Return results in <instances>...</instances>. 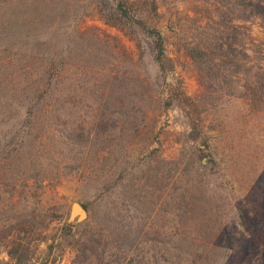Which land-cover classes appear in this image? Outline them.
<instances>
[{
  "label": "rangeland",
  "instance_id": "1",
  "mask_svg": "<svg viewBox=\"0 0 264 264\" xmlns=\"http://www.w3.org/2000/svg\"><path fill=\"white\" fill-rule=\"evenodd\" d=\"M141 19L163 37L162 69ZM220 42L234 48L242 84L264 74V0H0V162L8 170L0 214L34 220L35 230L51 219L48 240L67 225L72 202L104 196L74 231L67 226L82 236L92 214L98 222L103 206L116 208L122 264H257L235 211L255 214L249 195L264 178V107L221 88L236 67L202 70L187 53ZM50 75L51 96L26 125L28 95ZM174 85L198 111L175 99L166 107ZM17 151L23 165L11 171L44 178L12 191ZM68 242L48 257L49 241L39 243L35 260L72 264Z\"/></svg>",
  "mask_w": 264,
  "mask_h": 264
},
{
  "label": "trees",
  "instance_id": "2",
  "mask_svg": "<svg viewBox=\"0 0 264 264\" xmlns=\"http://www.w3.org/2000/svg\"><path fill=\"white\" fill-rule=\"evenodd\" d=\"M146 6V11L153 15H157V8L153 2H144ZM125 15V12H122ZM140 31L146 33L151 38V52L153 54V59L155 63L159 66L160 69L164 65V42L163 37L160 32L147 24V21L144 19L137 20L135 22ZM135 45L138 49H142L140 42H135ZM188 55L201 66L202 70L205 69V66L210 70V64L215 63L219 69H224L229 66L236 67L234 70L237 76H231L230 78L222 77L221 78V88L227 89L230 91L227 93L229 96H232L236 99L245 100L247 103L252 102L251 105L255 103L258 106L264 107V74L258 75L255 74L251 77L250 81L242 84V78L239 77V59L234 53V48H232L229 43H222L214 45L209 50H204L203 48L196 46L192 48H187ZM54 76L50 75L47 77L44 87L42 89H33L32 96L28 95V101L30 100V105L27 107V112L25 116L26 125H30L34 117V105H39L43 102L42 100L51 96L52 86L55 83ZM169 100L166 102V107H169L172 103V100H176L181 107L191 108L192 111H198V105L196 101L187 96L184 92H181L177 86L171 87L169 90ZM224 94L223 96H227ZM33 103V104H32ZM248 105V104H247ZM262 112V111H260ZM195 129V125H193ZM24 135H21L19 139V149L23 147L24 144ZM10 160V181L13 184L12 191L16 187L23 185V187H28V182L31 180L42 181L43 176L40 177L39 174H34L30 178L25 179L24 172L14 173L11 171V166L14 164H21L22 157L17 151ZM19 165V168L20 166ZM2 163L0 162V174L2 171L6 170ZM16 168L15 166L12 167ZM20 169H23L22 166ZM18 177V178H17ZM252 181V180H251ZM17 183H22L18 185ZM253 187L250 192V199L252 201V207L254 208V216L251 218L248 215H245L247 210L243 209L240 211L236 209L235 216H238L245 221L242 224V227L246 229L249 245V253L246 252V255L249 259L255 260L257 264H264V205L261 207L260 201L264 199V178L260 179L253 183ZM9 192V191H6ZM104 197V196H103ZM103 197L94 199L90 201L89 204H82L84 208L89 212H93V206L98 201L103 200ZM11 200L15 202L17 200L15 194L12 195ZM102 218L97 222L98 219L95 216H91L84 225L89 227L88 232L84 233L82 236L78 237V231L74 234L71 233L69 226L64 225L60 228L58 236H53L47 240V230L49 227L51 219H48L46 224H41L42 228L35 230L34 220H26L22 216L16 217L14 221H10V218L4 216V213L0 214V247H3V251L7 256V260L3 264H53V260H42L36 261L35 255L37 247L41 242H48L47 244V257L50 256L56 248H62L64 241H69L68 245L74 249V258L72 264H122L127 256L126 250L123 249V245L120 244V232L122 230V225H120V214L116 211V208H106L103 206ZM96 226V228H95ZM111 229L117 231L116 234H113ZM36 232V238L31 240V237ZM120 233V234H119ZM111 235L114 236L113 240H110ZM77 237V238H76ZM232 235L222 236L221 239H225L227 247L225 249L224 257L228 259L231 258V248L230 244L233 243ZM71 240V241H70ZM115 250L110 254V249ZM128 251V250H127ZM244 253V251H243Z\"/></svg>",
  "mask_w": 264,
  "mask_h": 264
},
{
  "label": "water",
  "instance_id": "3",
  "mask_svg": "<svg viewBox=\"0 0 264 264\" xmlns=\"http://www.w3.org/2000/svg\"><path fill=\"white\" fill-rule=\"evenodd\" d=\"M88 219V211L80 202H72L66 224L74 231L76 227Z\"/></svg>",
  "mask_w": 264,
  "mask_h": 264
}]
</instances>
